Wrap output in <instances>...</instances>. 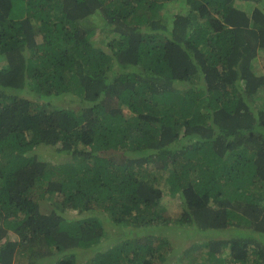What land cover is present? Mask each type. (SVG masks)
I'll return each instance as SVG.
<instances>
[{"label":"trees","instance_id":"1","mask_svg":"<svg viewBox=\"0 0 264 264\" xmlns=\"http://www.w3.org/2000/svg\"><path fill=\"white\" fill-rule=\"evenodd\" d=\"M0 264H264V0H0Z\"/></svg>","mask_w":264,"mask_h":264},{"label":"rangeland","instance_id":"2","mask_svg":"<svg viewBox=\"0 0 264 264\" xmlns=\"http://www.w3.org/2000/svg\"><path fill=\"white\" fill-rule=\"evenodd\" d=\"M181 6H179V4L178 3H173V4H171V5H169L168 4V6L164 9V11H163V14L166 16V15H170V14H174V12H176V10H178V8H180ZM261 67V66H260ZM75 104V103H74ZM77 104V103H76ZM37 154L40 156V157H42V158H44V157H46L47 156V153H42V150H37ZM55 161V160H54ZM178 203V202H177ZM179 205V204H178ZM176 208H177V206L175 207V206H173L172 208H171V211H174V210H176ZM175 237L177 238L178 237V235H175ZM221 237V236H220ZM216 238H219V236L217 235L216 236ZM188 241L186 240V239H184V243H187ZM188 243H190V240H189V242ZM178 245L176 244V247H177ZM224 255H225V253H224ZM225 257V256H224ZM249 257L251 258V259H253V254H251V251H249ZM226 258V257H225ZM226 259H228V258H226Z\"/></svg>","mask_w":264,"mask_h":264}]
</instances>
